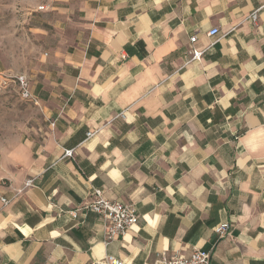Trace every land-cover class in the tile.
I'll list each match as a JSON object with an SVG mask.
<instances>
[{
    "label": "crops",
    "instance_id": "0c3cea01",
    "mask_svg": "<svg viewBox=\"0 0 264 264\" xmlns=\"http://www.w3.org/2000/svg\"><path fill=\"white\" fill-rule=\"evenodd\" d=\"M69 3L27 76L38 122L1 171L0 264H150L194 248L264 264V0ZM94 189L133 204L137 224L106 241L101 217L70 213Z\"/></svg>",
    "mask_w": 264,
    "mask_h": 264
},
{
    "label": "rangeland",
    "instance_id": "374dc122",
    "mask_svg": "<svg viewBox=\"0 0 264 264\" xmlns=\"http://www.w3.org/2000/svg\"><path fill=\"white\" fill-rule=\"evenodd\" d=\"M69 5V0H0V71L34 80L46 46L44 31L52 28L58 8ZM37 107L21 99L14 83L0 88V183L6 156L38 122Z\"/></svg>",
    "mask_w": 264,
    "mask_h": 264
},
{
    "label": "built area",
    "instance_id": "2783aa9c",
    "mask_svg": "<svg viewBox=\"0 0 264 264\" xmlns=\"http://www.w3.org/2000/svg\"><path fill=\"white\" fill-rule=\"evenodd\" d=\"M42 8V6H41ZM40 8V9H41ZM259 9L254 10L249 18L252 21L257 19V12ZM219 33L217 28H211L207 34L209 36H216ZM196 36H191L190 41L194 42ZM202 51L190 49L189 60L197 59L201 56ZM9 82H12L16 86L17 94L21 99L29 100L34 104H38L35 96L32 94L29 88V79L23 73L11 75L3 71H0V88L6 87ZM92 132H88L87 136H90ZM73 155V149H64L62 156L71 157ZM33 179H29L25 182V185H31ZM89 200L83 202L77 209L70 211L72 214H76L78 210H90L93 213L101 217L104 226V232L106 241H111L117 237H121L132 226L137 224L138 215L135 207L131 203H127L121 200H110L102 195L101 190L94 189L93 195ZM1 201L4 205L9 203V200L2 197ZM63 210H59L62 213ZM230 227L228 222H222L215 226L214 230L221 236L227 234ZM210 252L200 248H194L188 254L175 253L173 255L161 254L156 260L150 264H210ZM109 264H121L113 256H107Z\"/></svg>",
    "mask_w": 264,
    "mask_h": 264
}]
</instances>
